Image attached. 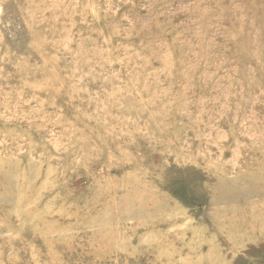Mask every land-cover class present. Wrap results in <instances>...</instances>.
<instances>
[{"label": "rangeland", "instance_id": "obj_1", "mask_svg": "<svg viewBox=\"0 0 264 264\" xmlns=\"http://www.w3.org/2000/svg\"><path fill=\"white\" fill-rule=\"evenodd\" d=\"M0 264H264V0H0Z\"/></svg>", "mask_w": 264, "mask_h": 264}, {"label": "bare ground", "instance_id": "obj_2", "mask_svg": "<svg viewBox=\"0 0 264 264\" xmlns=\"http://www.w3.org/2000/svg\"><path fill=\"white\" fill-rule=\"evenodd\" d=\"M95 7V6H94ZM99 18V17H98ZM102 31V30H101ZM53 162V161H52ZM180 167V166H179ZM207 168V167H206ZM182 175V174H181ZM191 177V176H190ZM165 178V177H164ZM176 178V177H175ZM177 184V183H176ZM194 184V183H193ZM200 184V183H199ZM202 186V185H201ZM131 188V187H130ZM197 190V189H196ZM200 190V189H199ZM162 196V195H161ZM168 196V195H167ZM180 197V196H179ZM155 198V197H154ZM161 198V197H160ZM175 201V200H174ZM164 212V211H163ZM35 242V241H34ZM54 242V241H53ZM33 243V242H32ZM85 249V248H84ZM70 253V252H68ZM32 263V262H31Z\"/></svg>", "mask_w": 264, "mask_h": 264}]
</instances>
